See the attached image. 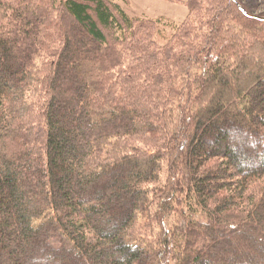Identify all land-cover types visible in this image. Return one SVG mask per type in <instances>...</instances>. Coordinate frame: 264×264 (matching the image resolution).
<instances>
[{"label": "trees", "instance_id": "obj_1", "mask_svg": "<svg viewBox=\"0 0 264 264\" xmlns=\"http://www.w3.org/2000/svg\"><path fill=\"white\" fill-rule=\"evenodd\" d=\"M243 1L188 0L161 45L114 0H0V264L264 263V20Z\"/></svg>", "mask_w": 264, "mask_h": 264}, {"label": "rangeland", "instance_id": "obj_2", "mask_svg": "<svg viewBox=\"0 0 264 264\" xmlns=\"http://www.w3.org/2000/svg\"><path fill=\"white\" fill-rule=\"evenodd\" d=\"M59 1V0H58ZM116 1L120 7H122L130 17H138V18H148L155 21H158L159 25V35H158V43L161 45L165 44L168 39L175 32L174 28L176 25L180 24L182 21L186 19L188 16V5L186 4L188 0H114ZM245 4L249 6L250 12L249 14L253 15H263L264 13V0H244ZM250 55V54H249ZM251 56V55H250ZM264 57V56H263ZM250 61L252 64V68L255 67L258 63V59L254 54L250 57ZM216 101H219L216 94H214ZM204 107L207 109H211V105L208 102H204ZM219 117H216L215 120H218ZM232 137L229 141V147L236 152H246L244 144H246V138L242 137V135L236 133V131L232 130ZM211 136H206V140H211ZM234 141V142H233ZM239 141V143H238ZM237 142V144L235 143ZM252 239H251V238ZM245 239L248 240L249 248L246 249H238L239 252L248 253L251 251L250 248L258 247L259 236L250 234ZM257 242V243H256ZM248 260L245 261L246 264L253 263L255 264L254 259L248 257ZM249 262V263H248ZM264 264V263H262Z\"/></svg>", "mask_w": 264, "mask_h": 264}, {"label": "water", "instance_id": "obj_3", "mask_svg": "<svg viewBox=\"0 0 264 264\" xmlns=\"http://www.w3.org/2000/svg\"><path fill=\"white\" fill-rule=\"evenodd\" d=\"M237 1L238 0H233V2L239 4V2H237ZM241 10L244 12L243 14L247 15L248 17H252V18H255V19L262 20V21L264 20V17H260V16L253 15V14H249V12L243 7H241Z\"/></svg>", "mask_w": 264, "mask_h": 264}]
</instances>
